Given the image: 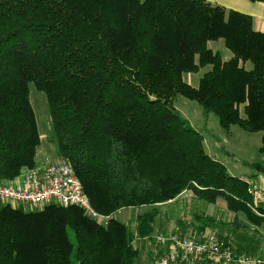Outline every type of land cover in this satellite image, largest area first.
<instances>
[{"label":"trees","instance_id":"16d2710c","mask_svg":"<svg viewBox=\"0 0 264 264\" xmlns=\"http://www.w3.org/2000/svg\"><path fill=\"white\" fill-rule=\"evenodd\" d=\"M220 40L228 61L208 47ZM204 68L197 88L184 81ZM30 85L46 97L58 159L111 220L105 227L55 204L0 205V264H137L136 240L152 239L160 207L185 192L209 205L223 199L264 227V205L252 211L246 178L210 156L175 108L184 97L226 134L260 133L264 156V33L251 16L205 0H0L2 182L38 167ZM139 208L147 211L134 233L115 215ZM217 241L243 255L242 244Z\"/></svg>","mask_w":264,"mask_h":264},{"label":"rangeland","instance_id":"374dc122","mask_svg":"<svg viewBox=\"0 0 264 264\" xmlns=\"http://www.w3.org/2000/svg\"><path fill=\"white\" fill-rule=\"evenodd\" d=\"M208 47L219 52L224 61H228L232 57V53L227 50L223 40L211 42ZM209 70L210 68H204L198 73L184 74L183 79L192 87L197 88L199 80ZM30 100L36 114L44 147L48 154L51 153L48 158L49 162L55 164L60 160L56 155L55 145L51 141V119L46 97L37 91L34 85H30ZM175 108L186 125L197 127L200 133L203 132L204 145L210 148L209 151L207 150L208 153H211L212 157L218 156V160L225 165L232 176L237 178L250 177L252 179L258 174L259 180H253V182L264 188V156L259 153L261 147L260 133L250 134L238 127H232L231 132L226 134L216 116L213 114L206 116L197 102L184 97L176 98ZM218 201L209 205L200 202L190 193L184 194L173 205L166 208L160 207L155 227L163 228V231L173 230L187 237L200 238L198 236H201L214 240L220 237L222 240L228 238L233 245L235 243L243 245L245 248L244 255L264 257V227L253 225L241 214L235 216L228 211L225 200L219 199ZM23 210L29 212L33 211L34 208L24 206ZM146 211L147 208L128 209L117 212L115 216L120 222L126 223L132 232L136 233L137 216ZM203 217L205 220L209 218V221L206 223L205 231L199 235L200 233L196 231V228L204 224ZM179 227L183 229L180 230ZM182 231L186 233H181ZM135 245L141 252L137 264H158L161 257L158 252L160 246L153 242V237L145 241L138 239ZM207 263L212 264L209 261Z\"/></svg>","mask_w":264,"mask_h":264},{"label":"built area","instance_id":"2783aa9c","mask_svg":"<svg viewBox=\"0 0 264 264\" xmlns=\"http://www.w3.org/2000/svg\"><path fill=\"white\" fill-rule=\"evenodd\" d=\"M246 182L248 192L255 200L253 210L258 214L256 206L264 205V188L250 179H246ZM50 204L64 208L77 207L87 218L104 226H108L111 220V216L102 215L93 208L73 167L66 162L30 169L13 181H0V205L14 209L29 206L40 210ZM154 242L159 248H166L158 264H200L206 261L218 264H264V257L238 256L230 246L211 238L174 233L160 234L154 238Z\"/></svg>","mask_w":264,"mask_h":264},{"label":"crops","instance_id":"0c3cea01","mask_svg":"<svg viewBox=\"0 0 264 264\" xmlns=\"http://www.w3.org/2000/svg\"><path fill=\"white\" fill-rule=\"evenodd\" d=\"M205 1L210 2L212 4L222 6L228 10H234V11L246 14L248 16H251L254 19L255 29L259 32L264 33V4L263 3H259V2L254 3V2H251L249 0H205ZM190 127H192V126H190ZM192 128L197 130L198 132H200L199 128H197V127H192ZM206 131H208V130H206ZM201 133H203V132H201ZM204 144H205V142H204ZM44 146L45 145H44L43 139H42V144L38 150L37 159H36L38 167H45V166L52 164L49 162V159H48L51 156V153L48 154L47 150L45 149ZM205 148H206V151L210 150V148L207 147V145H205ZM208 151H207V153H208ZM208 154L211 156V153H208ZM38 158H39V161H38ZM214 158L216 160H218V156H215ZM218 161H220V160H218ZM241 178L247 179L248 177H241ZM248 179H250L252 181L253 180H255V181L259 180V175L257 174L252 179L250 177ZM190 195H192V194L190 193ZM195 198L198 200L197 197H195ZM176 201H177V199L174 201H171L169 203H166V204L162 205L161 207L166 208L167 206L173 205ZM217 202H219V201H217ZM252 211H254V210L252 209ZM155 228L156 229H155V233L153 235V242H154V238L160 234L167 235V234L176 233V231H173V230L163 231V228H157V227H155ZM179 228H180V230L183 229L182 227H179ZM200 228L201 227L199 226L196 228V230L198 231V229H200ZM176 229H178V228H176ZM180 230H177V231H180ZM161 231H163V232H161ZM181 233H186V232L182 231ZM200 234H202V233H200ZM188 235H191V234H188ZM198 237L202 238L201 236H198ZM145 240H147V239H144L142 241H145ZM160 251L164 253L166 251V248L165 247L159 248L158 252H160ZM205 264H208V263H205ZM212 264H217V263H212Z\"/></svg>","mask_w":264,"mask_h":264}]
</instances>
